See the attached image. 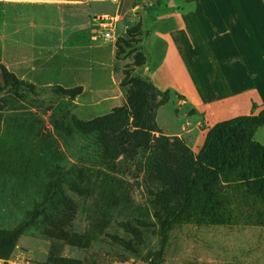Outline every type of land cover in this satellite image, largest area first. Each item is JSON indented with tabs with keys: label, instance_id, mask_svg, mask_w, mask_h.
I'll list each match as a JSON object with an SVG mask.
<instances>
[{
	"label": "rangeland",
	"instance_id": "374dc122",
	"mask_svg": "<svg viewBox=\"0 0 264 264\" xmlns=\"http://www.w3.org/2000/svg\"><path fill=\"white\" fill-rule=\"evenodd\" d=\"M41 1L83 2L92 30L110 45L102 47L101 78L97 71L87 76L84 93L69 99L56 90L68 87L41 85L7 68L2 60L15 53L0 41V231L19 234L10 257L0 264H45L48 259L148 264L160 248L162 223L180 202L178 185L208 130L264 108V65L257 64L254 93L218 96L198 107L160 70L161 33L175 29L174 13L183 0ZM35 9L36 21H45L56 33L59 11ZM249 44L259 46L255 38ZM257 47L252 50H261ZM183 87L190 98L195 96L188 83ZM198 90L199 97H207ZM129 92L134 102L129 123L146 128L145 140L138 145L127 136V153L112 158L105 144L109 151L114 145L102 135L78 131L72 121L110 114L126 105ZM147 106L150 123L144 122ZM253 140L264 146V126ZM228 178L220 179L219 202L211 214L191 217L169 233L161 264H264V205L245 193L242 182Z\"/></svg>",
	"mask_w": 264,
	"mask_h": 264
},
{
	"label": "crops",
	"instance_id": "0c3cea01",
	"mask_svg": "<svg viewBox=\"0 0 264 264\" xmlns=\"http://www.w3.org/2000/svg\"><path fill=\"white\" fill-rule=\"evenodd\" d=\"M43 6L59 11L56 33L50 24L36 21L35 8ZM0 7V41L15 53L2 60L7 68L41 85L82 87L81 94L87 89L84 78L95 76V71L101 78L102 47L108 42L92 30L83 2L0 0ZM174 19L175 29L161 33L165 52L160 70L175 80L181 95L200 107L218 96L255 92L257 64L264 65V0H183ZM253 38L261 50H252L257 47L249 44ZM25 53L29 57H23ZM112 57L113 45L110 62ZM183 83L194 89V97L187 95ZM198 89L207 97H199Z\"/></svg>",
	"mask_w": 264,
	"mask_h": 264
},
{
	"label": "trees",
	"instance_id": "16d2710c",
	"mask_svg": "<svg viewBox=\"0 0 264 264\" xmlns=\"http://www.w3.org/2000/svg\"><path fill=\"white\" fill-rule=\"evenodd\" d=\"M3 69V67H1ZM5 72V70L3 69ZM128 84L138 86L149 91L152 87L143 82L128 80ZM34 90L33 85H26ZM121 86H124L122 83ZM57 92L74 99L79 96L82 87L61 88ZM164 95V94H163ZM150 107L144 111V122L150 123ZM134 109L132 92H129L126 105L114 109L110 114L95 118L85 123L73 120L72 125L82 133H96L102 135L106 143L114 148L105 149L112 158L127 153L128 140L131 136L138 145H143L146 128L140 124L129 123ZM138 123H140L138 121ZM134 130L130 131L129 127ZM264 126V108L257 115H241L220 121L207 132L204 143L195 161L190 165L186 179L180 184L178 194L180 202L171 216L162 223L160 248L148 264H161L164 261L169 233L187 223L191 217L199 214L208 215L216 209V190L220 179L228 176L240 181L245 186V193L264 205V146L253 140L256 129ZM115 136L108 139L107 136ZM17 230L11 232L0 231V259H8L18 238ZM45 264H81L78 260L48 259Z\"/></svg>",
	"mask_w": 264,
	"mask_h": 264
},
{
	"label": "built area",
	"instance_id": "2783aa9c",
	"mask_svg": "<svg viewBox=\"0 0 264 264\" xmlns=\"http://www.w3.org/2000/svg\"><path fill=\"white\" fill-rule=\"evenodd\" d=\"M102 27H104V26H106L107 25V23H103V22H101V24H100Z\"/></svg>",
	"mask_w": 264,
	"mask_h": 264
}]
</instances>
